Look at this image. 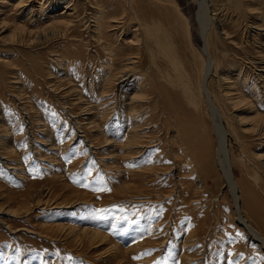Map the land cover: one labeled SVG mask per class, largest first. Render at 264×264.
<instances>
[{"label": "rangeland", "instance_id": "obj_1", "mask_svg": "<svg viewBox=\"0 0 264 264\" xmlns=\"http://www.w3.org/2000/svg\"><path fill=\"white\" fill-rule=\"evenodd\" d=\"M70 1L27 0L21 16L17 12L21 6H12L9 0L4 2L5 9L0 8V155L4 158H0V264H264L260 246L236 223L225 180L219 173L200 175L202 164L208 161L204 151L214 154L216 149L203 103L200 118L169 88L163 93V108L155 100L157 95H150L145 110L136 114L145 128L142 142L148 148L125 155L126 94L107 76L124 69L127 62L115 58L110 66V53L88 26L95 19L98 0H73L75 7ZM248 1L242 0L243 6ZM257 1L264 18V0ZM175 2L191 22L195 47H202L197 1ZM68 5L69 10L65 9ZM27 11H33L34 19L40 11L42 22L51 24L48 40L37 36L47 24L28 21ZM65 11L72 16L71 23L58 18ZM128 12L123 22L131 19ZM228 13L236 15L233 9ZM156 14L146 17L154 15L161 22V15ZM225 30L233 36L232 44H223L227 58L212 49L222 68L253 69L254 60L262 61L264 69L260 39L247 41V32L234 23L226 24ZM172 37L179 43L184 67L193 69L195 58L199 67L197 52L183 28ZM106 39L122 48L113 33L107 32ZM142 59L145 71L151 65L147 52ZM247 82L252 92L241 89L240 93L251 97L264 118L260 81L252 75ZM217 83L211 79L209 90L218 97L222 83ZM150 85L152 93L161 80ZM105 91L107 101L102 100ZM154 104L158 106L152 111ZM227 109L233 116L238 114ZM235 123L229 130V152L241 191L242 214L264 238V169L259 168V173L252 163L243 166L241 161L242 154L249 160H255L254 155L264 158V137L251 130L241 134V123ZM178 132L183 143L176 138ZM84 230L99 238L84 241Z\"/></svg>", "mask_w": 264, "mask_h": 264}, {"label": "bare ground", "instance_id": "obj_2", "mask_svg": "<svg viewBox=\"0 0 264 264\" xmlns=\"http://www.w3.org/2000/svg\"><path fill=\"white\" fill-rule=\"evenodd\" d=\"M196 1L199 8L197 13L198 31L202 36L203 43V46L198 49L192 41L191 22L180 10L175 0H126V5H128L131 11V19L125 22H123L125 18L129 17V9L124 5L122 0H115L111 5H106L101 0H98V7L95 10V19L86 22H88V26L92 28V31L95 34H98L105 52L107 51L110 53V66H114L115 58H121L122 61L127 62L124 69L116 73L113 72V74L112 72H109L107 76L110 79L112 78V82L118 87V91H122V94L124 95L126 94L125 98L127 106L124 111H128L129 113V117L127 116L129 118L127 123L129 127L127 128L128 131L126 133L125 155H134L141 152L143 149L148 148L145 147L144 142H142L144 140L142 134L145 132V128H141L143 125L141 118H138L136 114L145 110L146 104L149 103L148 97H150V95H157L155 100L161 101V108H163L166 103L163 93L165 92L164 90L169 88L170 93L173 91V93L178 96L179 100L184 102L186 107H192L194 112L196 111L200 118L204 115H202L201 112L202 107L204 106L206 110H204V112L209 115L212 122L216 138V149L214 154H212L211 151L209 153V149L204 151V155L208 161L206 164H202L205 168L203 167V171L200 175L202 177H211L213 174L219 173L221 179L225 180V190L229 192L230 197L233 199L234 209L237 215L236 223L247 233L248 239L252 243H255V245L258 244L260 246L259 248H261L264 253L263 236L249 224L242 214L240 203L241 191H239L240 189L238 188L233 175V164L229 152V130L234 127V122L241 123V134L247 133L251 130L254 134H257V136L264 137V118L260 117L257 110L253 107L252 101L250 100L251 97L244 92L243 95L240 93L241 89H249L250 93L252 92L247 79L254 75L255 78L260 81V88L262 89L261 93L264 95V69L260 66L263 63L261 61L259 64V62L257 63L253 60V69L242 66L238 69L231 68V70L226 71L227 69L225 70L222 68L221 61L217 57L220 55L223 59L227 58L228 51L223 45L225 43L224 41H228V43L231 44L233 42V36L225 30V25L229 23L241 26L243 32H247L246 35H248L249 39L247 41H253L255 38L260 39L261 51H259V53L261 52L262 55H264V18L261 14V4L257 0H249L248 5L246 6H243L242 0H224L222 4H219L218 2L216 3V0ZM4 2L5 0H0V8H6L5 6L7 4ZM9 2L13 3L12 6H21L17 10V12H19L18 15H24L26 13L27 7L25 4L27 3V0H9ZM70 2L73 3L70 6L75 7L74 2L76 1L71 0ZM67 3L68 2L60 3L59 5H66ZM52 6L54 7V4ZM55 6L57 7V5ZM70 6H66L65 9L69 10L68 8H70ZM229 9H233L236 12V15L229 14ZM32 13L33 11L28 12L25 18H27L28 21L33 20L36 24H47L41 26V30H39L37 36L45 41L48 40L52 35V32L50 31L52 26H49L51 24L42 22L43 17L40 15V11H38L39 16L37 15L35 19L32 17ZM150 13H157V16L161 15V22L158 19L153 18L152 16L154 15H152L151 18H147L146 15ZM66 14L65 11L64 13H61L58 18L63 20V22H67V24L71 23L72 16ZM30 15L31 17H28ZM247 15L252 17L251 22L247 20ZM258 23H261L262 25H256ZM181 27L183 28L184 34L187 36V42L190 47L194 52H197L199 59L198 63H200V66L198 67V65H196L195 58V63L193 64V69L195 70L190 69V71L184 67L180 54L181 52L178 50L179 43L172 37V34L177 32ZM166 28H169L171 32ZM106 31L108 33H113L115 39H117V42L122 48L114 47L111 40L107 42ZM25 33L28 35L26 31ZM29 35L31 38V34ZM258 41L259 40H257V43ZM220 45H222V47H220ZM212 49L217 51L218 55L213 56ZM143 52H147L149 58L148 61L151 62V65H149L145 71L142 62ZM158 64H161V67H159ZM154 66L156 67L155 71L152 70ZM194 74L198 77V87L195 89L192 84ZM225 74H228L227 77L224 76ZM156 77L161 80V86H155L153 88L154 91L150 93L148 91H152L150 84L157 80ZM211 79H215L219 84L222 83V86L219 87L218 97L209 90V81ZM104 83L105 87H108L110 84L109 82L106 83V79ZM160 93L161 98L159 97ZM108 98L109 93L108 91H105L102 95V100L107 101L109 100ZM152 106V111H155L158 105L154 104ZM228 107L233 108L238 114L233 116L228 112ZM252 115L254 116L251 117ZM177 123L178 121H176V124ZM248 127H250V129ZM176 138L183 143L179 132ZM242 157L241 161L243 166L250 162L253 164L252 166H254L257 172L260 173V169H264V158L260 155H254L255 160H249V157L246 158L243 154ZM0 158L4 160L1 155ZM192 159L189 160V165L193 162ZM255 164L257 166H255ZM194 169H196V166ZM191 172L192 171H190V173ZM197 182L199 186L203 183L200 177H198ZM201 188L204 189L203 186ZM5 215L10 216L7 212ZM71 235L74 236V234ZM82 235H84V241L90 240L91 242H96L97 238H99V234L92 231L88 232L87 230L82 231Z\"/></svg>", "mask_w": 264, "mask_h": 264}]
</instances>
